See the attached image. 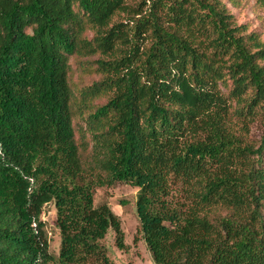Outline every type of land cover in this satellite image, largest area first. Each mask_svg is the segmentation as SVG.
Instances as JSON below:
<instances>
[{
  "label": "trees",
  "instance_id": "trees-1",
  "mask_svg": "<svg viewBox=\"0 0 264 264\" xmlns=\"http://www.w3.org/2000/svg\"><path fill=\"white\" fill-rule=\"evenodd\" d=\"M259 119L264 35L224 0H0V264H115L117 183L155 264H264Z\"/></svg>",
  "mask_w": 264,
  "mask_h": 264
},
{
  "label": "rangeland",
  "instance_id": "rangeland-1",
  "mask_svg": "<svg viewBox=\"0 0 264 264\" xmlns=\"http://www.w3.org/2000/svg\"><path fill=\"white\" fill-rule=\"evenodd\" d=\"M133 2L137 0H131ZM230 10L236 15L239 23H248L252 29L264 35V10L256 5L255 0H224ZM75 79L90 83L97 80L95 74L75 73ZM264 135V121L256 120L251 125L250 140L259 144ZM138 189L128 184L117 183L112 187L97 188L95 205L108 204L121 220L124 240L127 248L121 250L116 245L115 233L110 228L101 241L115 264H155L152 254L143 238L141 222L137 215L136 201ZM56 207L53 202L44 207L42 220L46 224L50 251L58 256L61 246V234L56 223Z\"/></svg>",
  "mask_w": 264,
  "mask_h": 264
}]
</instances>
